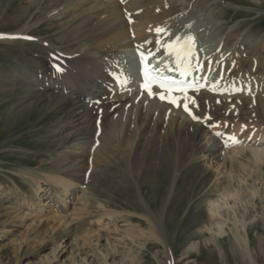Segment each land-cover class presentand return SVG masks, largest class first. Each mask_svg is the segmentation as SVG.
I'll return each mask as SVG.
<instances>
[{
  "label": "bare ground",
  "instance_id": "1",
  "mask_svg": "<svg viewBox=\"0 0 264 264\" xmlns=\"http://www.w3.org/2000/svg\"><path fill=\"white\" fill-rule=\"evenodd\" d=\"M206 1H215L211 6L226 2L41 0L38 4L40 11L49 8L42 20L59 26L58 42L64 44L54 42L59 46L53 48L55 52L38 69L26 70L21 77L33 97L30 104L37 102L39 109L54 113L51 118L58 128L52 137L58 140L60 148H67L60 157L70 160L92 157V160L72 167L18 170L15 174L34 183L30 193L15 180L14 187L0 185V197L5 204L2 212L7 215L6 222H0V240L7 238L9 221L24 229L11 241L17 262H22L19 251L25 245L33 247L38 241L50 239V244H43L49 252L40 264H98V260L104 264H126L127 258L137 263V253L127 254L123 249H133L129 241L133 243L139 237L159 238L158 230L164 225L168 205L165 203L155 213L140 192L141 211L136 214L149 224V234L142 228V222L131 224L132 218L122 229L109 225L115 221L116 213L97 200L90 182L103 173L106 164L116 161L117 155L128 162L127 174L134 175V164H140L137 177L149 182L158 178L164 164L172 162V184L165 202L175 193L177 179L187 167H193L190 179L202 193L196 219L204 220V216L207 219L193 233V238L198 239L187 250L199 251L204 241L216 242L227 235L247 245L249 228L264 222V47L258 50L256 43L244 45V40L242 45L246 49L242 53L229 52L220 46L208 55L217 58L216 62L222 59L218 72L224 71L232 81V86L227 79L218 84L219 88L227 89L228 85L229 90L242 88L240 80L252 73L255 80L244 81L249 88L245 89L247 94L202 88L188 91L187 95L196 102L189 101V107L201 121L192 120L184 110V93H172L180 97L178 107L161 100L162 91H156L152 97L141 92L138 76L132 77L126 86L116 81L115 76L131 77L126 56L132 53L136 41L148 47V51L162 50L155 44V28L168 29L173 38L190 30L189 17ZM28 3L31 6L34 1ZM37 20L35 15L30 17L21 29L10 33L16 34L15 38L2 39L24 40L39 25ZM54 63H59L63 71H56ZM217 132L223 135L217 137ZM233 135L241 143H232L229 137ZM97 214L99 217H95ZM117 232L119 243L110 236ZM259 236L264 238V233ZM35 252L34 248L29 251L27 261Z\"/></svg>",
  "mask_w": 264,
  "mask_h": 264
},
{
  "label": "rangeland",
  "instance_id": "2",
  "mask_svg": "<svg viewBox=\"0 0 264 264\" xmlns=\"http://www.w3.org/2000/svg\"><path fill=\"white\" fill-rule=\"evenodd\" d=\"M33 1V5L30 6L28 0H0V36L18 31L34 15L36 20L39 19L37 20L39 25L37 24L32 32V35L38 38L37 42L0 40V185H4V188L14 187L16 183L13 180H15L17 185L19 184L20 188L27 193L32 192L35 185L15 174L18 170L23 168L48 170L55 165L59 167H66V165L72 167L75 164L86 165L90 158L70 160L60 157L61 152L66 151L67 148H60L58 140L52 137L58 128L55 120L51 118L54 117V113L39 109L37 102L30 104L33 97L26 91L28 85L21 77L26 70L38 69L45 62L46 57L55 52L53 48L59 47L57 46L59 43L57 35L60 32L56 23L53 24L48 19L42 20L49 8L40 11L38 4L41 0ZM214 2L203 3L187 21L190 23L188 28L194 36L201 39L200 49L202 47L204 50L207 48L212 50L206 54L199 53V61H203L204 59L201 60V58L220 46L224 50L236 53H242L247 43H256L258 50L264 47V0H226L223 4L209 5ZM221 25H223L222 30ZM244 40L246 41L242 45ZM220 61L222 59L216 63L219 64ZM224 75L227 77H222V80L227 81L228 79L227 84L232 86L230 76ZM254 80L255 74L253 73L248 78L244 77L240 80L244 88L240 89L243 92L242 90L235 91V87L229 90L228 88H231L229 85L226 90L247 94L248 90L245 89L249 88L246 87L248 84L244 81L250 83ZM117 160L106 164V168L101 171L103 173L94 177L90 182V189L96 194L97 200L106 204L109 211L116 213L115 221H111L109 225L112 224L114 228L122 229L124 225L130 224L129 220L132 218L133 223L131 224L142 222V228L149 234L151 230L149 224L136 214L141 211V193L155 213L160 212L165 203L168 205H166V212L164 211V225L160 231L158 230L161 238L149 236L146 239L136 238L137 240L133 243L129 241V247L132 246L133 249L124 248L123 250L127 254L128 251L136 252L137 263L127 258L126 264H264V238L259 236L260 233H264V222L262 221L257 226L252 225L249 228L250 238H248L247 245L244 241L239 242L236 238H232V235H227L208 244L204 241L207 238H200L204 243L199 251L187 250L188 246L198 239L193 238V233L199 229L203 223L201 221L207 219L205 216L204 220L203 217L200 220L196 219L202 193H199L197 184L192 183L190 179L192 166L187 167L183 175L177 179L175 193L165 202L167 191L172 184V162L164 164L158 178L154 182H149L138 179L140 164H134L135 174L131 176L125 170L128 162L124 161L120 155H117ZM129 181L131 185L127 184ZM4 206V199L0 197V222H6L7 219V215L2 212ZM128 212L134 214L128 215ZM97 216L98 214L95 217ZM87 219L90 221V216ZM7 224V238L0 240L2 244L0 264H27V262L35 261L39 263L42 257L49 252V248L45 249L44 245L50 244V239H45L43 243L38 241L33 244V247L25 245L19 251V258L22 262H17L18 257L11 241L21 235L24 229L14 222L9 221ZM110 236L119 243V232ZM40 245L43 246L40 247ZM33 248L36 252L29 262L27 261L28 253ZM98 262H100L98 264H104L102 261L98 260Z\"/></svg>",
  "mask_w": 264,
  "mask_h": 264
},
{
  "label": "snow or ice",
  "instance_id": "3",
  "mask_svg": "<svg viewBox=\"0 0 264 264\" xmlns=\"http://www.w3.org/2000/svg\"><path fill=\"white\" fill-rule=\"evenodd\" d=\"M190 27V26H189ZM156 33V46L160 48L166 49L169 56L174 57L173 64H166L165 67L168 68L169 71L175 70L179 72L180 79L177 80L173 77L167 76L164 73L163 68H155L148 63V56L153 55L151 51L146 55L144 51H140V59L143 64V77L144 83L141 87L147 89L149 95H154L152 85L159 84L164 91L159 93V98L161 100H167L169 103L180 106V97L174 96L173 92H181L183 95V107L184 110L189 113L193 120L199 121L201 118L192 113L189 108V101L195 104V100L193 97L187 95V91L189 88H195L197 91L202 87H210L213 91H225L226 89L219 88V81L213 83L211 85H205L201 83L200 80H206V77L200 78V80L193 77L192 81H188V77H192L194 72L202 70V65L199 62L198 54H197V39L191 33L186 34H177L172 37L171 32L166 28L157 27L155 28ZM134 35V34H133ZM164 37H168L167 40ZM2 38V37H0ZM26 39H32L31 37H25ZM150 42V41H149ZM143 46H138V49ZM56 70L58 72H62L63 68L57 64ZM122 86H126L131 82L130 76H122L118 77ZM222 79V78H221ZM236 91H241L242 89L236 88ZM167 93V95L165 94ZM210 127H215V125H209ZM217 137L222 136L223 134L220 132L216 133ZM232 143L239 144L241 143L234 135L229 137Z\"/></svg>",
  "mask_w": 264,
  "mask_h": 264
}]
</instances>
